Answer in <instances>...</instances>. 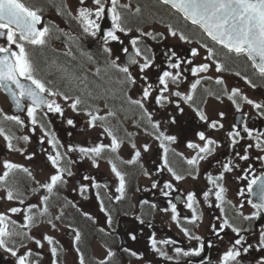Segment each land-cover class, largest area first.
I'll return each mask as SVG.
<instances>
[{
    "label": "flooded vegetation",
    "instance_id": "af4514ba",
    "mask_svg": "<svg viewBox=\"0 0 264 264\" xmlns=\"http://www.w3.org/2000/svg\"><path fill=\"white\" fill-rule=\"evenodd\" d=\"M120 4L129 5L128 8H121L120 12L123 26L130 31L118 33L123 43L109 41L106 45L111 49L109 53L104 51L102 35L110 28L92 37L84 33L80 23L73 19L80 7L79 0L38 2V9L42 10L41 27H49L50 33L44 46L27 45V49L37 78L53 91L63 93L49 97L61 105L63 116L48 113L45 117L42 111H38L37 117L45 127L41 128L39 124L33 126L26 110H17L6 92L0 89V126L7 135L13 137V148L9 149L4 135H0V174L4 171L3 163L6 160L23 165L32 173V177H29L23 171H16L10 177L16 190L23 194L24 204L18 200L8 201L6 191L0 189V212L7 213L22 224L24 212L12 214L8 211L10 208L26 209L30 204L43 206L41 197L48 193L40 185L48 182L56 171L47 159L56 149L48 143L51 137L46 136L45 132L53 133L62 145L59 151L66 153V156L61 164L69 167L73 174L68 176L65 173L66 183L54 189L48 201L47 215L37 216L36 224L31 229L16 228V231H27L30 237L41 240L44 247H38L34 239H21L18 236L13 237L15 243L10 241L9 246L16 248L18 254L31 250L30 264H80L81 254L84 264H100L101 261L105 264H221L223 253L239 238L231 229H224L219 236L215 234L213 226L219 229L227 216L235 227L242 230L240 236L244 237L242 245L236 246L241 249L238 264H260L264 259V247L260 245L259 237L264 232V223L259 224L261 215L252 220L243 217L255 212L248 202L256 203L255 195L247 191V186L253 175L264 173V151L255 147L248 149V160H241L240 155L245 154L248 144L256 143L243 131L245 125L253 130V137L264 133V108L257 109L241 97L247 96L264 105V78L258 75L246 56L228 53L222 46L212 42L199 27L184 20L180 13L160 0H120ZM86 6H93L92 0H86ZM169 25L177 31L176 36L171 35ZM180 33L188 37V41L181 40ZM137 37L143 53L137 59L143 63L146 55L152 59L153 65L144 73L140 72L139 65L129 66V71L136 79V83L131 84L125 73L112 65L115 61L121 67L126 66L127 54L122 49L128 47L129 52H132L130 40ZM0 44L6 45V38L0 39ZM205 44L214 50V55L208 59L207 48L203 46ZM193 48L198 49L195 57L191 54ZM188 60L192 63L188 64ZM176 62H182L181 80L178 84H169V92L164 94L168 101L159 105L155 97L162 86L157 77L165 70L175 72L169 68V63ZM217 62L223 64L224 70L216 71ZM205 63L210 65L207 72L193 76L188 71ZM245 76L255 87L245 81ZM218 78H222L224 84H217ZM198 79L200 84L192 92L191 84ZM148 83L152 84L153 91L143 101L144 108L152 114L154 123L159 122V131L176 137L175 142H166L169 149L167 166L164 165V150L156 139V130L148 122L144 110L128 99H142V86ZM233 88L240 89L235 104L229 99ZM177 91L182 95L191 94L193 100L186 102L182 97L172 95ZM65 95L71 99L65 100ZM77 97L82 103L74 111L70 105ZM88 111L106 119L96 121V126L92 127L88 123ZM110 111L114 115L109 116ZM199 111L204 113L207 120L200 119ZM5 115H19L24 124L4 120ZM173 118L175 123L172 122ZM69 119L74 121L73 125L67 123ZM213 122H218L216 128L211 127ZM105 127L120 141L117 152L105 150L94 163L91 154L85 156L78 150L68 151L69 146L78 149L100 143L110 145L111 137L104 131ZM236 130L244 138H237L239 142L232 146L228 133ZM200 132L217 143L213 146L211 156L192 166L187 163V159L195 156L197 150L187 145L191 142L203 146L205 141L199 139ZM23 136H28L29 141L20 139ZM261 139L264 140V137ZM145 145L149 146L147 151ZM137 150L141 153L139 159L135 163H127L134 158ZM29 156L32 158L29 159ZM69 160L72 163H68ZM110 161L124 175L125 190L122 197L116 191L120 181L112 171ZM229 161L233 170L224 173V179L219 181L226 189L221 204L215 199L217 189L207 178L209 175H220L223 172L222 165ZM168 167L183 179L176 180ZM86 176L91 179H84ZM166 183H171L173 187L165 188ZM153 184L156 186L153 187ZM82 186L85 187L83 193L80 191ZM32 189L38 191L33 193ZM209 189L211 194L205 200L203 193ZM241 190L243 195L240 194ZM189 192L195 193L198 201L194 207L200 219L194 223L190 222L192 209L187 207ZM101 201L104 210L101 209ZM172 204L176 205L179 224L172 219ZM182 228H187L191 236H199L201 240L185 236ZM77 233L80 235L79 241L75 240ZM45 235L52 236L57 243L49 245L43 240ZM132 235H135V240L131 239ZM153 236L157 241H175L174 244H157L166 256L152 249ZM201 243L204 248L199 256H183L175 251L176 248L190 251ZM248 245L251 247L244 252L243 248ZM53 246L57 248L55 257L51 253ZM109 252L114 255L109 256ZM132 252L137 255H132ZM0 264H16V257L0 248Z\"/></svg>",
    "mask_w": 264,
    "mask_h": 264
},
{
    "label": "snow or ice",
    "instance_id": "6c2138e0",
    "mask_svg": "<svg viewBox=\"0 0 264 264\" xmlns=\"http://www.w3.org/2000/svg\"><path fill=\"white\" fill-rule=\"evenodd\" d=\"M164 5H169L176 12L180 13L182 18L186 21H189L193 26L199 27L202 32L210 38L212 42L217 45L222 46L227 50L228 53H234L236 56H246L247 59L251 62L252 67L256 70L258 75L264 78V0H160ZM80 7L77 10V15L73 17L76 19L83 28L84 33L96 37L99 32H101V23L100 21L111 17V27L110 29L102 35V40L105 45L104 51L111 52V49L106 47L109 41H119L120 36L118 33H126L130 30L126 29L123 26L121 15V8H128L129 5H121L120 0H92L91 7L86 6V0H79ZM41 9H36L28 5L25 0H0V38H6V45L0 44V89L6 91L11 95V98L14 102V105L17 110L27 112V116L31 119V124L36 126L40 125L41 128H44L45 125L38 119V111H42L46 117L48 113H59L63 116V109L60 104H58L54 99H49V97L63 95L53 91L48 88L44 81L37 78L35 75L36 69L34 67L33 61L30 58V53L27 49V45L32 46H44L47 42V36L50 33L49 27H38L42 24V16L40 15ZM137 12L140 11L139 8L136 9ZM62 14V13H61ZM71 15V13H69ZM172 36L177 35V31L172 29L171 25L168 26ZM143 35L151 36V33H142ZM154 38V37H153ZM179 38L184 41H188L183 33H180ZM140 43L139 38H132L130 40L132 52H129L128 47H124L122 51L127 54V64L126 66L121 67L113 61V67H116L120 72L125 73L128 81L131 84L136 83L135 77L132 76L129 71V66L139 65V70L141 73H144L146 69H149L153 65V61L150 57L144 56V62L140 63L137 57L143 55L141 48L138 46ZM15 46V48H13ZM207 48L208 57L214 55V50L208 47L207 44L203 45ZM193 57L198 55V49L193 48L191 50ZM174 56L175 53H172ZM182 62L169 63V68L176 70L168 71L165 70L161 75L157 77L159 85L162 86L159 88V94L155 97V102L159 105H163L165 101H168V97L164 94L169 92V84H178L181 80L182 73L180 71ZM188 64H191L192 61L188 60ZM210 65L200 64L196 67L188 69L193 76H197L199 73L207 72ZM224 70L223 64L220 62L216 63V71ZM240 75V73H236ZM245 81L248 84H252V81L245 76ZM217 84H224L222 78L216 80ZM200 84V80H196L191 84L192 92H195L197 86ZM255 87L254 84H252ZM153 86L148 83L146 86H142V99L132 100L129 97V102L139 106L144 110V115L147 117L148 122L152 125L153 129L156 130V139L160 141V147L164 150V165L167 166V154L169 149L166 147V142L172 143L176 141V137L172 135H165L164 132L159 131L160 124L159 122H153L152 114L144 108L143 101L149 98L152 95ZM172 95L177 97H182L186 102H191L193 96L191 94L182 95L181 92L177 91L172 93ZM240 95L239 88H233L229 95V99L235 104V97ZM246 103L252 105L257 109L264 108V105L257 103L247 96L241 97ZM65 100L71 99L69 96H64ZM24 101L28 103L25 104ZM82 103L81 99L77 97L70 107L76 111L78 105ZM177 107L179 105L177 104ZM237 109L239 110V104H237ZM183 112V109H180ZM201 120H207V117L202 111L198 112ZM87 115L90 117L88 121L89 125L92 127L96 126V121H103L106 117L94 115L91 111L87 112ZM109 116L114 115L111 111L108 113ZM223 115V113H221ZM4 120L13 121L16 124L23 125L24 121L20 118L19 115L4 116ZM175 123V119L172 120ZM69 125H73L74 121L69 119L67 121ZM218 122H213L211 127L216 128ZM219 127H223L222 124ZM235 127V126H234ZM35 131V127H33ZM104 131L111 137V144L106 145L100 143L94 147H79L78 149L73 146L68 147L69 152L79 151L82 155L91 154V158L95 163V159L100 157L105 150H110L111 152H117L120 147V141L113 134V132L105 127ZM243 131L246 133L249 139H255V145L248 144L245 148V154L240 155L241 160H248L249 156L247 155V150L255 147L261 151H264V140L261 137H264V133H259L257 136L253 137V130L248 128L246 125L243 128ZM0 135H4L5 140L8 142V148L12 149V139L13 137L5 133V129L0 126ZM46 136L51 138L48 140V143L52 145L53 149H56L54 154H49L47 159L50 161L52 167L56 170L55 174H52L49 178V181L41 184L40 188L46 190L48 193L41 197L42 207L37 204H30L26 209H21L19 207H12L8 211L12 214H17L24 212L23 221L24 223H18L16 220H13L7 213L0 212V248H3L6 252L11 253L13 257H16V264H30L29 257L32 256V251L28 250L25 254H18V251L14 247L9 246V242L15 243L13 237H20L21 239L28 237L34 239L35 244L43 248L44 245L41 240L30 237L27 231H16V228L20 229H31L36 224L37 216H45L49 213L48 201L50 200L51 195L53 194L54 189L63 183H66L64 180V175L67 173L68 176H71L73 173L70 168L67 166H62L61 162L65 159L66 153H61L59 148L62 147L59 141L56 139L55 135L50 132H45ZM199 139L205 141L204 145L195 143H188L187 147L190 149H196V155L191 159H187V163L192 166L198 165L200 160L206 159L208 156H211L214 151V145L216 141L210 138H207L203 132H200ZM228 136L231 139L232 146H235L239 141L237 138L243 139L241 137V132L239 130L230 131ZM20 139L25 142L29 141L28 136H23ZM43 142V141H41ZM135 148V145H133ZM149 148L148 145L144 146L145 151ZM22 151V150H21ZM141 153L140 151L135 152V156L132 160L127 161V163H135ZM29 159L32 157L29 156ZM72 163V161H68ZM110 163H112L110 161ZM98 166V165H97ZM223 172L220 175L213 177L212 175L208 176V182L217 189L215 192V199L221 204L224 202V193L226 189L223 187L219 181L224 179V173L231 172L233 170V165L231 161L222 165ZM4 171L0 174V189L6 191V199L8 201L18 200L20 204L25 203L23 194L16 190L13 186V183L10 181V177L16 171H23L29 177H32V173L28 168H25L23 165L15 164L10 161H4L3 163ZM112 171L119 178L120 185L116 189L117 192L121 193L123 196L125 190V178L124 175L117 169L115 163H112ZM168 171L172 173L176 180L183 179L182 176L178 175L171 167H168ZM84 179H91L90 177H84ZM247 179V176L245 177ZM156 185L153 184V187ZM99 187V185H96ZM165 188L171 189L173 185L171 183H166ZM38 189H32V192H37ZM81 193L85 191V187H81ZM247 191L253 193L258 197V202L254 203L248 201L252 208L255 209V212L251 216H244L245 220H252L258 218L261 214H264V173H261L259 176L253 175L251 180L248 182ZM167 195V193H165ZM211 194V189L203 193L205 200L208 199ZM243 195V190L240 192ZM121 197H117L120 199ZM145 203H147L145 201ZM198 203L196 200V194L189 192L187 194V207L192 209V219L190 222L194 223L200 217L196 214V208L194 205ZM218 207L220 205H217ZM153 207H155L153 205ZM243 207V205H241ZM101 209H103V202L101 201ZM36 210V211H34ZM171 210L173 212L172 219L179 224L177 219L176 205H171ZM87 215V213H85ZM240 215H243L240 213ZM59 219V217H57ZM51 223V221H48ZM110 222V218H109ZM143 221H141L142 223ZM55 227V225H53ZM214 232L217 236L219 233L224 231V229H231L239 238H237L232 247L228 251L223 253L221 264H233L237 262V258L241 255V249L237 248V245H242L244 240L243 236H240L241 229L235 227L228 219L227 216L224 217L223 223L219 226V229H216V226H213ZM185 236H189L190 239H195L197 241L201 240L199 236H191L187 228L181 229ZM131 239L135 240V235L131 236ZM43 240L47 241L49 245H54L57 243L52 236L45 235ZM75 240H80L79 233L76 234ZM174 244L175 241L172 240H160L157 241L155 236L151 237V247L153 250L160 252L161 256H166L167 254L160 251L157 247V244ZM259 243L264 247V232H261L259 237ZM23 246V245H22ZM248 247H244L243 251L247 252ZM204 244L201 243L198 248H193L190 251H185L181 248H176L175 251L177 254H182L183 256H199L203 251ZM79 251V249H77ZM51 253L55 257L57 254V248L53 246L51 248ZM132 255H137L135 252L131 253ZM114 255V253L109 252V256ZM171 259V257H168ZM80 264H84V257L81 254ZM100 264H105L104 261H101ZM238 264V262H237ZM260 264H264V259L260 261Z\"/></svg>",
    "mask_w": 264,
    "mask_h": 264
}]
</instances>
